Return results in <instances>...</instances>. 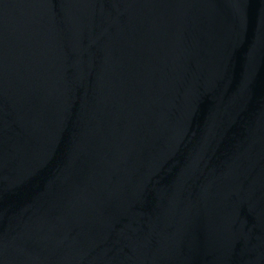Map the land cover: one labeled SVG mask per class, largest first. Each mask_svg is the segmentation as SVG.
<instances>
[{
  "label": "water",
  "instance_id": "1",
  "mask_svg": "<svg viewBox=\"0 0 264 264\" xmlns=\"http://www.w3.org/2000/svg\"><path fill=\"white\" fill-rule=\"evenodd\" d=\"M0 264H264V0H0Z\"/></svg>",
  "mask_w": 264,
  "mask_h": 264
}]
</instances>
